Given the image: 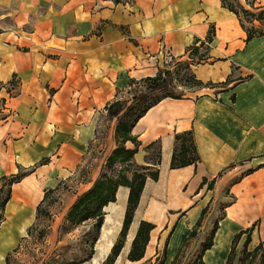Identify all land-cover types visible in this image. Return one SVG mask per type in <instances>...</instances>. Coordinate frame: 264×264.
Listing matches in <instances>:
<instances>
[{"label": "crops", "instance_id": "obj_1", "mask_svg": "<svg viewBox=\"0 0 264 264\" xmlns=\"http://www.w3.org/2000/svg\"><path fill=\"white\" fill-rule=\"evenodd\" d=\"M238 1L264 8V0ZM195 45L204 59L192 56ZM167 53L213 84L162 98L133 127L135 162L152 165L148 146L158 143L160 174L147 178L115 264H192L213 229L206 264H227L239 234V256L248 237V251L264 246V33L249 38L222 0H0V177L29 171L4 206L0 264L39 223V206L52 214L48 228L60 229L117 146L106 106L130 103L125 93L169 65ZM185 131L200 159L172 168L176 134ZM129 191L119 186L105 206L102 260L123 227ZM142 221L154 227L144 257L130 260Z\"/></svg>", "mask_w": 264, "mask_h": 264}, {"label": "trees", "instance_id": "obj_2", "mask_svg": "<svg viewBox=\"0 0 264 264\" xmlns=\"http://www.w3.org/2000/svg\"><path fill=\"white\" fill-rule=\"evenodd\" d=\"M119 2L120 0H115ZM223 4L234 11L241 19L243 27L248 32V37L251 38L255 34H263L264 28V8L263 9H248L245 8L238 0H222ZM246 16L247 18L245 19ZM254 20L262 22L261 27H255L251 25L249 28L247 23H253ZM214 31V29H212ZM211 31V32H212ZM193 57L199 55V47L193 46L191 49ZM205 54L199 55V60L204 59ZM185 65V67L191 71L194 80L206 87L213 83H204L199 80L192 70L191 63L183 60H175L169 65L159 69V72L155 76L146 77L140 81H136V84L145 86L146 89L140 93H135L132 100L126 99H114L107 106L106 110L109 119H116V131L115 138L117 140V146L108 156L106 163L96 181L93 185L78 196L76 202L70 208L66 221L71 222L74 225L82 224L85 221H91V231L89 234L93 237V243H96L100 237L101 227L104 223L106 211L105 206L110 202L117 200V190L119 186L129 187V198L126 209L125 219L123 227L120 231L119 237L113 245L111 252L102 262V264H115V261L121 253L129 227L133 221L135 210L139 205V201L144 190L147 178L158 180L160 170L157 165L160 163L161 150L158 143H153L148 146L152 149L149 159L152 165H139L135 162V154L138 150L139 140L136 135L132 133V129L137 121L145 115V113L155 104H157L164 97L182 98L184 95L177 93V87L173 84L175 68L177 65ZM158 92H163L161 97L152 100V95ZM132 142L136 145V148L127 147V143ZM200 159L197 146L193 137L192 131H185L183 133L176 134L175 149L173 152L171 167L178 168L189 164H195ZM29 173L28 170L21 169L18 173L11 175H3L0 178L4 180H10V189L5 203L11 196L12 185L22 180ZM42 214V207L39 206V214ZM154 225L147 221H142L136 237L133 240L132 248L128 254L130 260H140L144 257L145 248L149 241L150 231ZM216 229H213L211 234L203 242L201 247V253L197 255L192 264H206L202 260V253L210 248L213 244V239ZM241 234L237 235L234 239V243L239 240ZM250 237H248L244 247V257L240 258L241 263L248 258H253L259 251L264 252V246L258 245L254 250L248 251L246 249L247 243ZM233 243L231 253L229 255L227 264H233L235 259L236 247Z\"/></svg>", "mask_w": 264, "mask_h": 264}, {"label": "rangeland", "instance_id": "obj_3", "mask_svg": "<svg viewBox=\"0 0 264 264\" xmlns=\"http://www.w3.org/2000/svg\"><path fill=\"white\" fill-rule=\"evenodd\" d=\"M247 26L250 28L251 24L247 23ZM262 28L264 27L262 26ZM174 71L173 84L177 87V93L184 96H195L204 92V88L194 80L193 74L185 65L178 64ZM145 89V86L135 84L125 93V96L131 100L135 93H140ZM163 94V92L153 94L152 100L161 97ZM3 117L4 113L0 109V120ZM109 129L110 124L104 122L99 136L101 141L104 139L106 141V134H108ZM81 175L86 176V172L83 173L82 171ZM9 189L10 180L0 178V223L4 217V200ZM42 212L43 215L39 223L29 230L28 235L21 240L16 248L8 253L6 264H102L104 261L102 257L108 250L101 252L102 242L99 245V239L93 243V237L89 234L91 221H85L78 225L65 221L60 225V229H49L48 227L53 220L52 214L44 207ZM244 253L245 247L240 256L239 252L236 251L234 260L238 259L240 264H264L263 251H259L253 258H248L241 263L240 258L245 256Z\"/></svg>", "mask_w": 264, "mask_h": 264}, {"label": "built area", "instance_id": "obj_4", "mask_svg": "<svg viewBox=\"0 0 264 264\" xmlns=\"http://www.w3.org/2000/svg\"><path fill=\"white\" fill-rule=\"evenodd\" d=\"M172 60H173V58H172L171 53H167V63L171 62ZM5 108H7L6 105H5V102L3 100H0V109H1V111L3 109H5Z\"/></svg>", "mask_w": 264, "mask_h": 264}]
</instances>
